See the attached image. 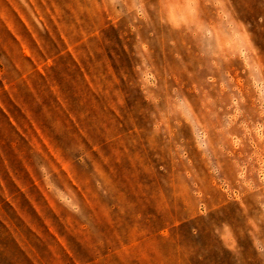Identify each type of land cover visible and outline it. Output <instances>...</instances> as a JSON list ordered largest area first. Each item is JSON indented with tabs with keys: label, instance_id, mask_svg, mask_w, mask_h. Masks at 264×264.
Instances as JSON below:
<instances>
[{
	"label": "clouds",
	"instance_id": "1",
	"mask_svg": "<svg viewBox=\"0 0 264 264\" xmlns=\"http://www.w3.org/2000/svg\"><path fill=\"white\" fill-rule=\"evenodd\" d=\"M28 12L52 45L44 63L71 85L50 82L57 104L36 109L70 168L47 146L29 153L62 226L71 217L94 250L139 237L137 264H205L209 250L264 264V0H38ZM128 174L137 187L119 182ZM82 189L109 206L105 230L92 232Z\"/></svg>",
	"mask_w": 264,
	"mask_h": 264
},
{
	"label": "rangeland",
	"instance_id": "2",
	"mask_svg": "<svg viewBox=\"0 0 264 264\" xmlns=\"http://www.w3.org/2000/svg\"><path fill=\"white\" fill-rule=\"evenodd\" d=\"M32 3L38 0H0V66L9 69L7 75L0 73V264H102V261L104 264H137V257L145 251L139 237L130 242L121 237L120 241H114V249L94 250L89 236L72 227L71 217L62 226L56 219L60 210L57 208L55 215L49 211L52 202L32 167L30 150L43 151L47 146L66 169L70 168V162L63 160L60 150L45 135L36 109L39 104L51 111L49 106L57 104L54 93L49 91L50 82L51 88L61 95L66 90L71 91V85L60 73L51 70L50 57L44 63L42 49L47 51L52 45L46 37L32 31L28 12ZM109 35L115 38L116 33L112 31ZM256 40L264 47V34L258 33ZM25 68L27 71L22 72ZM21 76L27 83L24 79H13ZM69 174L74 175V172ZM118 179L126 188H135L140 181V177L130 174ZM82 191L97 216L92 232L105 230L103 220L110 214L109 206L90 200L88 192ZM46 199L48 204H45ZM97 204L100 205L98 211ZM225 214L233 215L231 206L225 209ZM191 223L181 225L185 234ZM131 230L133 235L138 231L135 225ZM121 247L126 255L120 254ZM205 264H230V258L227 253L209 250Z\"/></svg>",
	"mask_w": 264,
	"mask_h": 264
}]
</instances>
